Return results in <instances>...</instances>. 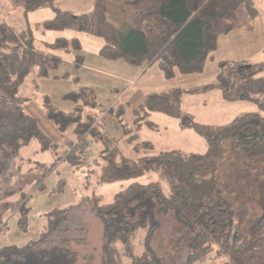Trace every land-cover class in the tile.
Wrapping results in <instances>:
<instances>
[{
    "label": "trees",
    "instance_id": "1",
    "mask_svg": "<svg viewBox=\"0 0 264 264\" xmlns=\"http://www.w3.org/2000/svg\"><path fill=\"white\" fill-rule=\"evenodd\" d=\"M38 6L50 7L53 17L34 30L71 29L100 37L104 41L99 51L101 57L122 59L132 66L156 61L166 78L173 77L176 71L187 75L200 73L207 57L216 49L217 37L258 14L253 0H119L118 3L99 0L91 11L82 14L62 10L55 6L54 0ZM131 6L132 10H128ZM110 7L121 16L116 26L112 23L115 14H111L114 17L111 20L107 18ZM34 30L30 27L16 30L0 16V153L3 156L16 155L32 139L43 150L56 152L57 149L40 130L36 119L25 113L24 103L28 99L17 95L27 77H32L36 87V80L48 77L61 62L60 57L35 48ZM45 47L75 52L76 69L83 63L81 45L76 38L55 39ZM218 67L214 83L189 92L218 89L226 101L250 102L256 111L242 112L222 125L199 123L182 111L184 90L175 87L148 94L132 110L133 126L121 125L127 142L134 144L137 153L151 148L149 141L137 140L140 126L148 124L147 116L150 113L168 116L179 120L181 128L190 129L204 139L206 149L202 153L170 150L151 156H125L97 122L99 112L94 109L95 101L89 92L80 90L63 96L74 104L70 112L55 108L43 97L46 118L60 133L73 125L76 128L78 141L63 160L73 168L85 164L84 148L88 137H92L101 142L102 148L93 159L96 168L88 174L95 173L101 182H127L109 201L102 194L90 195L92 209L102 222L101 264H160L150 241L159 228L161 215L169 212L182 227L185 256L180 264H203L211 258L218 259L219 264H264V195L261 215L252 236L247 237L241 229L245 212L232 214L214 182L218 164L224 158L225 138L236 153L246 155L251 161L256 159L262 166L264 182V76L260 74L263 65L221 61ZM111 112L122 122V107ZM56 164L36 163L25 173L19 172L0 184V231L15 209L21 212L20 227L26 229V200L31 191L44 189L45 178ZM149 173H156L157 180L138 181ZM63 186L61 180L52 193L61 192ZM59 214L56 209L47 213L45 228L36 242L0 247V264H90L86 259L78 262V252L68 236L56 243H46L56 230ZM136 239L142 248L139 254L135 252Z\"/></svg>",
    "mask_w": 264,
    "mask_h": 264
},
{
    "label": "rangeland",
    "instance_id": "2",
    "mask_svg": "<svg viewBox=\"0 0 264 264\" xmlns=\"http://www.w3.org/2000/svg\"><path fill=\"white\" fill-rule=\"evenodd\" d=\"M14 1L16 2L15 10L22 16L25 13L31 12L47 0ZM115 2L118 3L119 0H115ZM96 3H99V0H87L86 2L84 0H54L56 7L70 9L74 13L87 12ZM256 3L260 9L259 15L239 25V27L234 28L229 36L223 38L218 45V54L225 57L230 63L241 60L250 61L249 58H252L253 63L260 62L263 65L262 75L264 76V0H256ZM89 4H92V7H89ZM129 8L132 10L133 7H127L128 10ZM116 11L114 7H110L107 11V18L109 20H111L110 17L114 18L111 14H115L117 21L115 18L113 22L111 21L115 26L118 25V20L121 19L118 13H114ZM49 13L50 10H41L27 17L32 22L38 23L48 17ZM233 31L235 32L233 33ZM88 35L91 36V34L84 32L83 36H81L85 47L87 43L84 37ZM217 63L218 61L212 60L209 55L205 61L203 70L200 73L188 74L191 75V78H185V80L183 77H176V74L182 76L178 71H176L173 77L166 79L158 66V62H153L148 72L134 86L130 85V87H126L122 95L117 99L118 103H115L113 107L116 108L119 104H122L125 108L122 116L123 122L132 125V108L143 99L146 93L167 88L163 87L162 83H166V85L173 84L172 86L188 85V89L201 88L207 82L214 83L217 76ZM201 83L203 84L200 85ZM23 84L18 89L17 95L19 96L25 93ZM189 84L193 86L190 87ZM121 92L122 90H119L118 94H121ZM219 95L220 93L212 94L210 96L211 102L208 101L207 107H200V111L194 109L197 112V120H212V122H215L212 124H222L227 120L222 116H225L228 112H233L235 109L244 112L247 110H256V106L252 103H221ZM50 96L51 104L57 106L60 110L64 106L63 103L67 101L71 102L64 98L56 97L54 94ZM112 97L110 96L109 102L113 100ZM43 99L39 100V108L41 113L46 117L45 109L41 105ZM107 119L110 121V117ZM162 119H166V121ZM151 120L155 123L153 128L142 125L137 133L141 140L152 141L156 150H161L160 148L180 149L193 153H202L205 151L206 143L204 139L190 129L181 128L180 125H177L176 119L159 113H153ZM105 126L106 132L113 134L111 131L112 127L108 121H106ZM42 128L45 132V126L42 125ZM66 132L60 133L58 131L57 135H59H54L53 137L56 140L59 152H61L62 142L65 141L66 143L70 137L69 135L65 136ZM62 134L65 137H62ZM223 141L225 150L224 158L218 164L214 182L228 201L232 214L242 210L245 212L241 229L245 236L251 237L262 212L264 195L263 169L260 164L258 165V162L256 163V159L251 161L246 155L236 153L230 146L227 138L223 139ZM117 143L124 154L130 157L135 155L131 144L122 139L117 141ZM19 152L21 155L20 158L30 155L28 158L31 160L46 164L55 161L57 164L45 178L44 189L31 191L30 196L26 200V207L28 208L26 229L23 230L20 227L18 220L21 217V212L15 209L6 219L5 228L0 231V247L7 245L24 246L28 243L36 242L45 228L47 213L56 209L60 211L58 216L59 221L55 227L56 230L47 237L46 243H56L62 237L68 236L72 239L71 246L78 252V262L82 263L81 261L84 262L83 259H86L87 263L101 264L102 222L92 209L89 201L90 195L93 192L102 194L105 201H109L114 193L124 187L127 182H101L95 173H91L84 178L82 172L72 169L66 161L57 160L56 155L51 149L43 150L36 139H32L27 145L19 148ZM144 152L149 153L150 151L147 150ZM3 155L5 154L0 153V175L4 173L5 168H8L11 161L8 155ZM157 178L156 173H149L140 177L138 181L148 183L157 180ZM61 180L64 183L62 191L52 193L55 186ZM182 233V227L174 219L172 212L161 215L159 228L154 232L150 241V246L159 258L160 264H180L182 262L185 256V248L181 238ZM134 246L137 254L142 252V248L139 246L137 239L134 241ZM219 263L220 261L218 259L211 258L207 259L203 264Z\"/></svg>",
    "mask_w": 264,
    "mask_h": 264
},
{
    "label": "crops",
    "instance_id": "3",
    "mask_svg": "<svg viewBox=\"0 0 264 264\" xmlns=\"http://www.w3.org/2000/svg\"><path fill=\"white\" fill-rule=\"evenodd\" d=\"M84 1L86 2L87 0H84ZM253 1H254V7L258 12L257 15H259L260 9L256 3V0H253ZM15 5H16V2L14 0L13 2H11V0H0V16L5 18L8 21V23L12 25L16 30L26 29L27 27H30L32 30H34L38 24H40L44 20H47L53 17V12L48 6H38L37 8H34V10H32L31 12L25 13L21 16L15 10ZM91 5L92 4H89V7H92ZM92 8H90L87 12L91 11ZM41 10H50L49 16L38 23L37 22L34 23L30 19H28L27 16L32 15L36 12H40ZM62 10L72 11L70 9H62ZM83 13H86V12H83ZM75 14H82V13H75ZM254 18H256V16ZM232 30L226 34H222L217 37L216 49L213 51L212 55L210 56L212 60L218 61L217 73H218V68H219L218 67L219 62L228 61L226 60L225 57L220 56V54H218L219 53L218 45L219 43H221V40H223V38H226L227 36H229ZM234 32L235 31H233V33ZM83 33L84 32H78V31H74L71 29H66L62 31H52V30H49V31L34 30L33 31L35 48L38 51L60 57L61 62L56 70H53L50 72V75L48 77L38 78L36 80V87L34 85L32 77L29 76L23 82L24 83L23 88L25 90V93L21 97L28 99L24 103L25 113L31 116L32 118L36 119L38 126L40 130L43 132V134L55 143L56 148H57L56 152H54L53 150L51 151L56 155L57 160H63V156L69 150V148L72 145L77 143L78 139L76 135V128L73 125L69 127L68 130H66L67 131L66 134L64 133L65 136L69 135L70 137L67 139L68 141L66 143L65 141L62 142L61 152H59L56 140L55 138H53L54 135L56 136L59 135V134L57 135L58 131L56 127L49 120L46 119L45 115L41 113V110L39 108L40 106L39 100H42L44 96L49 98L51 94H54L56 97L63 98L64 95L70 92H79L80 90H86V92L87 93L89 92L88 94H90L95 101L94 109L97 112H99L97 122L101 124L102 129L104 130L107 137L119 148L117 141L122 139L123 141L125 140V142H127L126 136L123 134V130L121 127L122 123H124L122 116L124 114L125 108L122 104L118 105L119 107H122L123 109L122 116H121L122 122H120L115 117V115H113V113L111 112V109L113 111L115 110V107L113 106L115 103H118L117 99L122 95L126 87H130V85L134 86L136 82L148 72V70L151 68V64L153 63V62H150V63H145L141 66H132L126 63L122 59H117V60L105 59L101 57L99 54V51L104 44L103 39L100 40V37L88 35L87 37H84L87 43L85 47L82 41V37H81L83 36ZM59 38H63V39L76 38L79 41L81 45L80 54L83 55V63L78 69L75 68V62H74L75 52L64 53L59 50L52 51V50L46 49L45 47L46 44L52 43L55 39H59ZM249 59L250 61L241 60L239 62H245V63L255 65V66L260 65V62L253 63L251 60L252 58H249ZM262 70H263V67H262ZM262 70L260 74H262L263 72ZM190 76L191 75H186V74H182V76H180L179 74H176V77H183L184 79L191 78ZM166 79H169V78H166ZM210 83H213V82H210ZM202 84L203 83H201L200 85ZM162 85L163 87H167V88H164V90H160V91H151V92L146 93L143 99L138 104H136L132 108V110L136 108L137 106H139L144 101L145 97L148 94L153 93V92L168 91L175 87H179V88L181 87L184 90L181 96L182 111L190 114L193 117V119L199 123H204V124L215 123V122H212V120H200L199 121L196 119V116H197L196 111H200V107H207L208 101L211 102L210 96H212V94L220 93L219 97H220L221 103L246 102V101H232V102L226 101L223 98L221 91L218 89H214L206 93H201V92L192 93L189 91L197 89L198 87L188 89V85L172 86L173 84L166 85V83L165 84L162 83ZM189 85L190 87L193 86L192 84H189ZM119 90H122L121 94H118ZM214 92H218V93H214ZM110 96H113L112 97L113 100L111 102H109ZM49 101H50V98H49ZM105 103H108V104H105ZM247 103H250V102H247ZM63 104L64 106L63 108H61L62 111L70 112L74 108V104L72 102L67 101ZM41 105L43 106V103ZM54 107L56 108L57 106H54ZM194 109H196V111ZM256 110H253V111H256ZM242 112L244 111H239L238 109L237 110L235 109L233 112H230V113L228 112V114L226 113V115L222 117H225V119L227 120L223 122L222 124H225L231 121L235 116H237L238 114ZM246 112H250V110H247ZM152 114L153 113H150L145 120V122L147 121L148 124L143 123L142 125H145L148 128H153L155 126L154 121L151 120ZM109 117H110V121L107 119ZM162 120L166 121V119H162ZM106 121H108L109 124L111 125L112 127L111 131L113 132V134H109L108 132H106V129H105ZM222 124H213V125H222ZM42 125L45 126V129H46L45 132L43 131ZM142 125L140 126V128L142 127ZM177 125H180L179 120H177ZM128 126L132 127L133 124L132 125L128 124ZM61 136L63 137L64 135L62 134ZM137 140L138 141H149L151 144V148H143L139 152L136 153L133 149L134 144L127 142L131 144L132 149L135 153V155L132 157L151 156V155L160 153L162 151L180 150V149H166V148L165 149L160 148L161 150H156V147L154 146V143L152 141L141 140L139 135H138ZM101 148H102L101 142L96 141L92 137H88V144L84 148L85 157H86L85 164L81 165L78 168H73L70 165L69 166L75 171L82 172L84 174L83 177L86 178L87 176H89L88 172H90L93 167L96 168L93 159L98 155V152L101 150ZM147 150H149L150 152L145 153L144 151H147ZM121 153L125 156H128L124 154L122 151ZM20 156L21 155H20L19 149L17 150L16 155L10 156L11 161H10V164L8 165V168L7 169L5 168L4 173L0 175V184L4 183L7 180L13 179V177H15V175L18 174L19 172L25 173L26 171L31 169L33 166H35L36 163L45 164V165H50L53 163V161L50 164H46V163H42L39 161L31 160L30 158H28V156L30 155H26L22 158H20Z\"/></svg>",
    "mask_w": 264,
    "mask_h": 264
}]
</instances>
